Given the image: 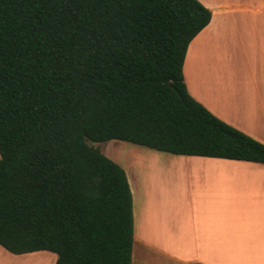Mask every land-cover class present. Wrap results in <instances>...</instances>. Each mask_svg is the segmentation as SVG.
Returning a JSON list of instances; mask_svg holds the SVG:
<instances>
[{
	"label": "trees",
	"instance_id": "trees-1",
	"mask_svg": "<svg viewBox=\"0 0 264 264\" xmlns=\"http://www.w3.org/2000/svg\"><path fill=\"white\" fill-rule=\"evenodd\" d=\"M210 18L198 0H0L1 247L132 264L126 172L87 141L264 166L263 143L186 89Z\"/></svg>",
	"mask_w": 264,
	"mask_h": 264
},
{
	"label": "crops",
	"instance_id": "crops-1",
	"mask_svg": "<svg viewBox=\"0 0 264 264\" xmlns=\"http://www.w3.org/2000/svg\"><path fill=\"white\" fill-rule=\"evenodd\" d=\"M198 1L211 18L186 50V89L264 144V0ZM147 149L145 164L123 149L114 157L132 193V264H264L261 163ZM43 252L0 246V264L46 261Z\"/></svg>",
	"mask_w": 264,
	"mask_h": 264
},
{
	"label": "rangeland",
	"instance_id": "rangeland-1",
	"mask_svg": "<svg viewBox=\"0 0 264 264\" xmlns=\"http://www.w3.org/2000/svg\"><path fill=\"white\" fill-rule=\"evenodd\" d=\"M87 143L91 146L98 147L103 154H105L107 157H109L113 161H115L114 157H116V152L119 151L120 149H123L125 151L124 153L126 154L128 153L127 155L130 157L129 159L138 161L140 162V164L146 163L145 161L146 157L144 156L145 154L140 153L139 151L140 150L148 151L147 148L133 145L128 142L119 141V140H110L107 142H99V143L87 141ZM43 254H45L44 256H46L45 257V259H47L46 261H36V260L34 261V260L26 259V260H23V262L22 261L20 263L16 262L15 264H50L51 258H53L54 261L56 259L55 253L46 251V252H43ZM146 264H153V263L151 261H147Z\"/></svg>",
	"mask_w": 264,
	"mask_h": 264
}]
</instances>
